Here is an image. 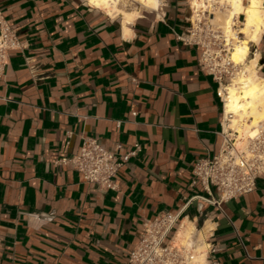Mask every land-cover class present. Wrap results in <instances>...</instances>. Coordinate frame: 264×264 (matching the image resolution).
I'll return each instance as SVG.
<instances>
[{
    "label": "crops",
    "instance_id": "0c3cea01",
    "mask_svg": "<svg viewBox=\"0 0 264 264\" xmlns=\"http://www.w3.org/2000/svg\"><path fill=\"white\" fill-rule=\"evenodd\" d=\"M0 7L18 37L0 76V264H129L144 223L166 211L210 230L208 264H264V175L221 207L191 184L222 145L226 110L202 47L179 37L190 0L137 8L125 25L83 0ZM249 55L264 77V28ZM90 136L120 155L140 144L116 189L57 162Z\"/></svg>",
    "mask_w": 264,
    "mask_h": 264
},
{
    "label": "built area",
    "instance_id": "2783aa9c",
    "mask_svg": "<svg viewBox=\"0 0 264 264\" xmlns=\"http://www.w3.org/2000/svg\"><path fill=\"white\" fill-rule=\"evenodd\" d=\"M129 1L130 4L136 2ZM123 2L118 0L119 5ZM127 2L125 6H128ZM193 16L187 33L179 37L187 44L202 47L200 66L217 81V94L225 107L226 88L233 83L244 64H235L230 60L231 46L224 41L223 32L215 28L210 10L195 12L192 9ZM17 46V28L5 19L0 7V76L8 64L10 51ZM230 121L225 115L222 128L224 138L219 151L200 158L192 168L191 184L203 191L195 197L219 207L227 200L253 192L257 179L264 175V121L260 122L256 133L249 136L243 146L238 145L239 131L229 127ZM140 149V144H136L133 150L120 155L118 148L109 149L95 137H83L79 153L62 157L57 162L79 171L86 182L116 189L115 180L120 168ZM180 213L166 211L147 220L141 239L130 252L129 264H208L211 249L207 237L209 229L194 225L190 243L173 242L174 235L183 225ZM202 252H205L204 262L198 260Z\"/></svg>",
    "mask_w": 264,
    "mask_h": 264
},
{
    "label": "bare ground",
    "instance_id": "6f19581e",
    "mask_svg": "<svg viewBox=\"0 0 264 264\" xmlns=\"http://www.w3.org/2000/svg\"><path fill=\"white\" fill-rule=\"evenodd\" d=\"M135 1L146 9H150V3L156 2V0ZM215 3L227 5V8L222 11L224 14L223 17L221 15L222 19L217 16L212 17L211 12V21H215L223 29L224 41L231 46L230 60L235 64H244L242 71L224 93L226 117L231 120L229 127L238 129V145L243 146L247 138L256 133L260 122L264 121V77L257 74L256 59L245 63L250 54V42H258L264 28V0H191V7L195 12H203L207 6L210 4L213 6ZM93 6L103 9L115 19H121L124 25L127 21L135 19L140 12V9L121 8L118 0H94ZM240 16L244 17V22L241 27L236 28V18ZM193 19L194 16L191 20ZM238 31L246 34L247 37L239 38ZM193 229V223L183 224L176 234L175 243H190ZM198 260L204 262L205 252L199 253Z\"/></svg>",
    "mask_w": 264,
    "mask_h": 264
},
{
    "label": "rangeland",
    "instance_id": "374dc122",
    "mask_svg": "<svg viewBox=\"0 0 264 264\" xmlns=\"http://www.w3.org/2000/svg\"><path fill=\"white\" fill-rule=\"evenodd\" d=\"M128 1V2H127ZM191 1V0H190ZM127 2V4H128V6H125L124 4ZM124 4H120L119 6L121 7V8H123V9H126V10H134V9H137V8H142L140 5V3L139 2H134L133 4H130V1L129 0H124V2H123ZM208 4V3H207ZM226 8H227V5H224V4H221V3H215L213 6H211V4H210V6H207L206 7V9L207 10H210V12H212L213 14H212V17H215V16H217V17H221V15H222V17H223V12L222 11H225L226 10ZM205 9V10H206ZM204 10V11H205ZM218 11L220 12V13H222V14H220V13H218ZM214 15V16H213ZM222 17L220 18V19H222ZM236 21H237V24H236V28H238V26H242L243 25V18H236ZM214 22V25H215V28H220L219 30L220 31H222L223 29L221 28V26L218 24V23H216L215 21H213ZM238 33H239V31H238ZM238 36H239V34H238ZM245 35L244 34H242V33H240V36H239V38L241 37V38H243ZM247 36V35H246ZM244 39V38H243ZM235 41V40H234ZM231 51V50H230ZM230 55V54H229ZM249 57H250V55L248 56V59H249ZM245 63H248V60H247V62H245Z\"/></svg>",
    "mask_w": 264,
    "mask_h": 264
},
{
    "label": "clouds",
    "instance_id": "9594fccd",
    "mask_svg": "<svg viewBox=\"0 0 264 264\" xmlns=\"http://www.w3.org/2000/svg\"><path fill=\"white\" fill-rule=\"evenodd\" d=\"M83 2L85 3V5H88L91 7L93 5L94 0H83ZM165 3H166V0H156V2L150 3L149 7L155 9L160 4H165ZM125 35L126 36H134V33L129 31L128 29H125Z\"/></svg>",
    "mask_w": 264,
    "mask_h": 264
}]
</instances>
